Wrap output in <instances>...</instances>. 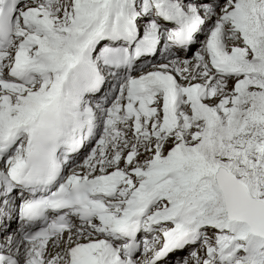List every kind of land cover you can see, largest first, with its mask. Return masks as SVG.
Returning a JSON list of instances; mask_svg holds the SVG:
<instances>
[{
  "label": "snow or ice",
  "instance_id": "obj_1",
  "mask_svg": "<svg viewBox=\"0 0 264 264\" xmlns=\"http://www.w3.org/2000/svg\"><path fill=\"white\" fill-rule=\"evenodd\" d=\"M0 264H264V0H0Z\"/></svg>",
  "mask_w": 264,
  "mask_h": 264
}]
</instances>
